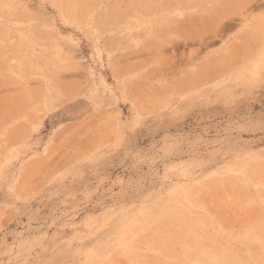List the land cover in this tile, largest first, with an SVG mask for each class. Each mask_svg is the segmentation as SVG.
Segmentation results:
<instances>
[{
	"label": "rangeland",
	"instance_id": "374dc122",
	"mask_svg": "<svg viewBox=\"0 0 264 264\" xmlns=\"http://www.w3.org/2000/svg\"><path fill=\"white\" fill-rule=\"evenodd\" d=\"M0 264H264V0H0Z\"/></svg>",
	"mask_w": 264,
	"mask_h": 264
}]
</instances>
